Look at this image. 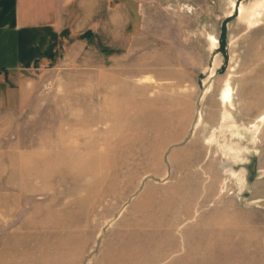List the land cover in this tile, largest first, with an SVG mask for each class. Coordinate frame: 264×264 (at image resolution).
I'll return each instance as SVG.
<instances>
[{"label": "rangeland", "instance_id": "1", "mask_svg": "<svg viewBox=\"0 0 264 264\" xmlns=\"http://www.w3.org/2000/svg\"><path fill=\"white\" fill-rule=\"evenodd\" d=\"M249 1L142 2L126 63L115 39L98 47L100 64L51 51L32 65L34 100L6 134L23 142L9 144L23 154L10 174L30 191L0 192V264H264V126L254 144L246 133L264 114V14L245 30L230 11ZM228 75L241 138L219 125Z\"/></svg>", "mask_w": 264, "mask_h": 264}, {"label": "crops", "instance_id": "2", "mask_svg": "<svg viewBox=\"0 0 264 264\" xmlns=\"http://www.w3.org/2000/svg\"><path fill=\"white\" fill-rule=\"evenodd\" d=\"M157 1L0 0V192L30 191L23 175L10 174L16 168L13 161L20 162L23 154L14 152L9 144L23 142L6 134L17 127L20 114L34 100L37 84L30 79L36 75L32 65L45 64L52 58L51 51H58V60L70 65L100 64L95 60L101 55L98 47L115 39L123 42L117 63H126L127 57L137 54L134 33L143 25L141 3ZM51 31L56 34L55 42ZM198 31L206 32L204 27Z\"/></svg>", "mask_w": 264, "mask_h": 264}, {"label": "bare ground", "instance_id": "3", "mask_svg": "<svg viewBox=\"0 0 264 264\" xmlns=\"http://www.w3.org/2000/svg\"><path fill=\"white\" fill-rule=\"evenodd\" d=\"M232 11L235 13V15H237L238 20L241 21L244 24L245 30L246 29H251L255 26V24H257L260 21L261 16L264 14V0H251L248 2V4H240V6L238 7V9H236L234 7V5L230 8V11ZM231 11V13H232ZM228 14H230V12H228ZM208 41V50L210 54H214L215 50L217 48V39L214 36H209ZM217 58V57H216ZM216 58L214 60V62H212V64L210 63L208 65V69H207V82L205 83L204 89L201 92V94L198 97V101L199 99H201L199 102L201 103L204 102L206 96L213 94V92L215 91V78H216ZM234 67V66H233ZM235 69H231L230 73H234ZM236 78V75H228L227 77L225 76L226 79H224L222 81V85H220L219 87V91L217 94V102L218 105L221 109V115H220V119H221V124L220 128L222 129L224 127V129L230 131V135L232 137L236 136L237 138H241L243 137V135L239 134L238 131H232L231 129L234 130V124H233V118L231 113L229 112L230 109H234V85L232 83V78ZM236 94V91H235ZM199 106V105H198ZM229 109V110H228ZM197 111H199L198 107L196 109ZM231 111V110H230ZM199 116L196 118L195 124L196 127L198 126V122L201 120V114H198ZM198 119V120H197ZM264 126V114H261L260 116L257 117V119L255 121H253L251 124H249V126L246 127V133L248 135V138L250 140V143H253L255 141L258 140V137L261 133V128ZM243 131V130H242ZM235 137V139H236ZM207 144L209 146H214L216 144L215 138L214 136H212L210 139H207ZM247 142V140H246ZM207 145V146H208ZM219 146V145H217ZM220 148H222V150L226 152V157L229 158V162L231 163H237L240 160V150L237 151H233L231 148H229L228 146H219ZM224 148V149H223ZM222 151V152H223ZM232 152V154H230ZM228 173L229 177H233L236 181V184H242V179L241 178H237L234 174V172L231 169H228L226 171ZM240 186V185H239ZM242 186V185H241Z\"/></svg>", "mask_w": 264, "mask_h": 264}]
</instances>
